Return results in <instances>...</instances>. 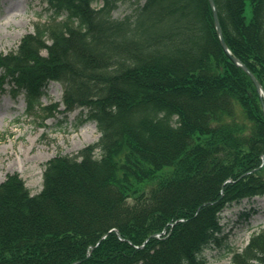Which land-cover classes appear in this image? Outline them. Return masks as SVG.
<instances>
[{"label": "trees", "instance_id": "1", "mask_svg": "<svg viewBox=\"0 0 264 264\" xmlns=\"http://www.w3.org/2000/svg\"><path fill=\"white\" fill-rule=\"evenodd\" d=\"M98 1L48 0L52 16L0 54V90L29 115L80 110L100 132L49 159L38 194L18 173L0 183V264H207L224 208L264 196V99L209 0ZM215 3L264 87V0ZM52 81L62 103L43 106ZM233 262L264 264V233Z\"/></svg>", "mask_w": 264, "mask_h": 264}, {"label": "rangeland", "instance_id": "2", "mask_svg": "<svg viewBox=\"0 0 264 264\" xmlns=\"http://www.w3.org/2000/svg\"><path fill=\"white\" fill-rule=\"evenodd\" d=\"M131 9L130 4H122L114 15L122 17ZM51 15L48 0H0V54L16 49L37 21H46ZM62 95L61 84L51 82L41 102L50 106L61 101ZM25 109L23 95L13 97L0 90V183L8 174L18 173L32 194H37L43 188L47 160L59 153L77 152L96 142L100 133L93 121H81L80 110L68 116L56 113L42 121L27 115ZM222 223L224 229L218 241L205 251L207 264H234V252L242 250L255 233L264 229V198L225 207Z\"/></svg>", "mask_w": 264, "mask_h": 264}, {"label": "water", "instance_id": "3", "mask_svg": "<svg viewBox=\"0 0 264 264\" xmlns=\"http://www.w3.org/2000/svg\"><path fill=\"white\" fill-rule=\"evenodd\" d=\"M209 2H210L211 6H212V9H213L215 27H216V31H217V34H218V37H219V40H220V43H221L222 47L230 55V57L233 60V62L236 63L238 66L242 67L250 75V77L252 78V80L256 84L258 91L261 94H264L263 87L260 84V82L258 81V79L255 77V75L249 70V68L246 65H244L242 63V61L240 59H238L237 57L231 55L229 47H228V45H227V43H226V41L224 39V36H223V31H222L221 24H220V21H219V17H218L215 1L214 0H209Z\"/></svg>", "mask_w": 264, "mask_h": 264}]
</instances>
